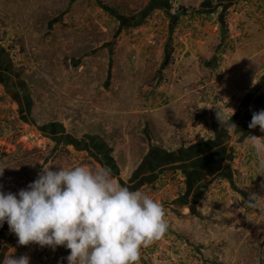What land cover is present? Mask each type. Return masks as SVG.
Returning <instances> with one entry per match:
<instances>
[{
    "label": "rangeland",
    "instance_id": "obj_1",
    "mask_svg": "<svg viewBox=\"0 0 264 264\" xmlns=\"http://www.w3.org/2000/svg\"><path fill=\"white\" fill-rule=\"evenodd\" d=\"M229 108L244 135L226 148ZM261 109L264 0H0V190L43 164L96 169L77 142H101L118 183L165 208L141 264H264L248 138L264 133L247 127ZM11 249L29 264L69 254L19 246L3 225L0 259Z\"/></svg>",
    "mask_w": 264,
    "mask_h": 264
},
{
    "label": "clouds",
    "instance_id": "obj_2",
    "mask_svg": "<svg viewBox=\"0 0 264 264\" xmlns=\"http://www.w3.org/2000/svg\"><path fill=\"white\" fill-rule=\"evenodd\" d=\"M230 110V115L216 111L226 148L244 135L231 121ZM247 127L264 133V109L252 112ZM248 138L260 157L256 171L264 183V136ZM97 164L96 169L43 164L25 188L16 193L0 190V227L6 223L19 246L34 244L53 252L63 247L69 251L67 264H141V250L168 231L164 205L121 185L111 167ZM14 252L4 254L0 264H29L27 255L16 257Z\"/></svg>",
    "mask_w": 264,
    "mask_h": 264
},
{
    "label": "flooded vegetation",
    "instance_id": "obj_3",
    "mask_svg": "<svg viewBox=\"0 0 264 264\" xmlns=\"http://www.w3.org/2000/svg\"><path fill=\"white\" fill-rule=\"evenodd\" d=\"M6 84H8V82H6L5 85ZM98 142L99 141L94 142L92 144L87 142V144L85 145L82 143V141H78L77 143L82 145L83 150L85 151L87 150L88 152L91 151V153L94 155L95 158L99 160L100 163L106 164L108 166L111 160V156H110L111 152L108 150V148L104 144H102L101 142L100 143Z\"/></svg>",
    "mask_w": 264,
    "mask_h": 264
},
{
    "label": "water",
    "instance_id": "obj_4",
    "mask_svg": "<svg viewBox=\"0 0 264 264\" xmlns=\"http://www.w3.org/2000/svg\"><path fill=\"white\" fill-rule=\"evenodd\" d=\"M4 225H5V226H7V224H6V223H5Z\"/></svg>",
    "mask_w": 264,
    "mask_h": 264
}]
</instances>
